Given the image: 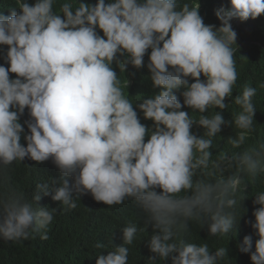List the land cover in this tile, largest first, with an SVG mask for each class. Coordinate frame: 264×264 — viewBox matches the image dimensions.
Returning <instances> with one entry per match:
<instances>
[{
  "label": "clouds",
  "instance_id": "9594fccd",
  "mask_svg": "<svg viewBox=\"0 0 264 264\" xmlns=\"http://www.w3.org/2000/svg\"><path fill=\"white\" fill-rule=\"evenodd\" d=\"M249 19L264 26V0H0V239H47L90 196L143 215L120 245L93 244L95 264H136L141 242L145 264H264V55L237 56ZM49 160L58 175L14 186L17 165Z\"/></svg>",
  "mask_w": 264,
  "mask_h": 264
},
{
  "label": "trees",
  "instance_id": "16d2710c",
  "mask_svg": "<svg viewBox=\"0 0 264 264\" xmlns=\"http://www.w3.org/2000/svg\"><path fill=\"white\" fill-rule=\"evenodd\" d=\"M251 22V19L247 21L249 25H246L245 32L240 35L242 49H238L237 56L248 66L256 67L258 64L255 61L260 55H264V51L254 43L264 44V26L260 22L250 24ZM232 134V129L218 133L221 140L215 148H210V151L216 155ZM34 163L26 159L22 162V166H32ZM22 166H16L13 184L26 194L34 190L36 183L46 182L48 176L58 175L51 160L36 165V169L30 171ZM39 205L57 207V204L51 200V195L42 197ZM132 216L142 225L141 210L133 203L128 204L126 201L121 206L108 207L93 201L90 196L81 197L76 209L64 211L60 208L54 215L47 239H41L39 235L20 243L0 239V264H95L97 250L93 248V244L98 241L109 245L111 240V246L120 245L122 239L119 229ZM195 235L198 239H195ZM195 235H193L194 242L206 241L201 238L197 230ZM136 252L140 257L136 264H145L151 255L143 242L137 246ZM101 254L106 255L107 251L102 250ZM132 259L130 255V264ZM165 264H171V257L165 261Z\"/></svg>",
  "mask_w": 264,
  "mask_h": 264
},
{
  "label": "bare ground",
  "instance_id": "6f19581e",
  "mask_svg": "<svg viewBox=\"0 0 264 264\" xmlns=\"http://www.w3.org/2000/svg\"><path fill=\"white\" fill-rule=\"evenodd\" d=\"M217 6H222L221 4H217ZM253 72H250L249 74H251ZM238 95V94H233L232 97L235 98V96ZM184 111H188V109H183ZM223 117V116H222ZM197 128L196 127H193L192 131L196 130ZM223 147L219 148V150H222Z\"/></svg>",
  "mask_w": 264,
  "mask_h": 264
}]
</instances>
